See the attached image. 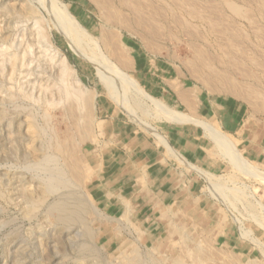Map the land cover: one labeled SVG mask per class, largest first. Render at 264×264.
I'll return each mask as SVG.
<instances>
[{
    "label": "rangeland",
    "instance_id": "1",
    "mask_svg": "<svg viewBox=\"0 0 264 264\" xmlns=\"http://www.w3.org/2000/svg\"><path fill=\"white\" fill-rule=\"evenodd\" d=\"M61 1L97 37L101 52L109 59L119 65L118 51L128 53L132 58L131 67L123 69L130 75L136 56L162 60L176 68L177 73L172 75L177 77L178 85L216 96L220 102L235 100L241 104L243 112L237 130L227 131L221 121L213 119L235 141L243 156L264 168L261 151L264 144L260 140L264 137V0H132L142 8L146 24L138 23L140 16L136 11L122 9L115 1L114 7L120 11L121 19L113 20L119 26H111L106 10L99 9L92 0H47V3L55 7V11ZM7 2L0 0V9ZM230 2L242 11L238 12ZM0 13V264H90L91 260L95 264L94 257L82 251L78 244L85 239L82 227L73 225L69 230L57 224L47 215L45 205L30 211L31 199L46 197L50 201L65 190L45 193L48 173L32 167L43 154L59 155L60 166H64V160L75 165V173L68 175L80 183L70 188L83 193L102 214L99 217L90 211L86 221L94 232L92 245L108 264H174L177 258L186 264H264V252L244 233V230H252L264 244V181L242 174L225 157H217L215 151L212 152L214 142L201 127L202 151L211 160L197 165L218 176L223 186L212 190L204 177L187 170V175H183L187 180L186 195L182 202L169 207L179 216V219L171 218L176 225L171 233L167 232L170 228L164 220L157 222L158 228H153L151 222L130 216L120 225L106 219L105 214L116 215L105 212L89 191L88 183L94 170L87 161V148L99 142L105 121L111 115L156 136L110 97L95 66L76 54L55 28L52 11L42 9L39 14L41 29L47 34L50 30L49 40L38 37V27L33 20L17 19L4 11ZM150 21L153 26L159 24L156 39L149 35ZM123 24L132 25L134 29H126ZM105 29L109 32L108 39L102 34ZM15 52L25 55L11 75L10 56ZM62 55L72 65V74L67 73V77L61 70ZM234 86L238 87L240 95L233 96L231 88ZM65 88L75 94L67 96L63 92ZM83 89L96 93L92 106L78 103L76 94L84 92ZM130 95L124 96V101L159 131V126L166 121L146 114ZM38 129L42 131L39 137L35 135ZM58 141L66 144L69 151L72 148L69 158L54 153L53 145Z\"/></svg>",
    "mask_w": 264,
    "mask_h": 264
},
{
    "label": "crops",
    "instance_id": "2",
    "mask_svg": "<svg viewBox=\"0 0 264 264\" xmlns=\"http://www.w3.org/2000/svg\"><path fill=\"white\" fill-rule=\"evenodd\" d=\"M174 73H177L176 68L168 66L167 62L141 55L136 56L132 71L146 91L176 106L174 108L208 120L216 118L227 131L237 130L243 112L241 104L235 100L220 102L216 96L178 85ZM184 97L192 99L195 106H190L191 101L187 102ZM105 122L99 142L92 143L86 150L87 161L94 170L88 183L89 191L105 212L116 217L100 211L115 219L109 221L118 225L126 216L141 222L149 221L153 228H158L157 222L164 220L170 228L167 232H173L176 225L171 218L179 219V216L169 207L182 202L186 195L187 180L183 175H187V170L199 174L197 164L211 160L202 151L203 131L200 126L166 121L158 128L164 134L166 144L142 132L133 123L113 115ZM260 140L264 144V137ZM261 148L264 153V146Z\"/></svg>",
    "mask_w": 264,
    "mask_h": 264
},
{
    "label": "bare ground",
    "instance_id": "3",
    "mask_svg": "<svg viewBox=\"0 0 264 264\" xmlns=\"http://www.w3.org/2000/svg\"><path fill=\"white\" fill-rule=\"evenodd\" d=\"M7 1L8 2L2 6V9H0V12L1 11H4L6 14L8 13L12 17L17 18V19H23L24 18L25 20H33L34 21V24L37 25V27H38V32H36V33H38V37H42L45 40L46 39L49 40L48 37L50 36V34H49L50 33V30L48 29V34H47V33L44 32L45 30L41 29L39 14L42 11V9H45L48 12L52 11L55 14V18H56V21L53 24V25H55V28L65 37V39L68 41L70 47L72 48V50L76 54H78L79 56L87 59L92 65L95 66V68L97 70V75L99 76L100 80L102 81V83H103L106 91L110 95V97L115 102H117L122 108L126 109V111L132 117H134L135 120L138 121V123L141 126L145 127V129L147 131H149L150 133H152L153 135H155L159 140H161V141H163L164 143L167 144L166 139H165V136L162 135L160 133V131H158L157 128L154 125H150V123L148 121H146L141 116H139L136 113L137 110H134V108L132 107V105H130V103L127 104V102L124 101V99H125L124 96H126L128 98V95L131 94L133 96V98H135L137 100L138 104L143 107V109L145 110V113L148 114V115H152L155 118H158V119L159 118H162L165 121L172 122V123H193V124L199 125L200 127L203 128V130L205 131V133L208 134V137L214 142L213 150L215 151L214 154L217 155V157H222V158L225 157L230 162V164H232L242 174H244V175H246L248 177L254 178V179H259V180H263L264 181V168H260L258 165L254 164L253 162L249 161L245 156H243L241 154V152L236 148L235 141L231 137H229V135L226 132H224L223 130H221L219 128V126L216 125V123H215L214 120L211 121V120L205 119L203 117L193 116V115H191L189 113H186L184 111L175 109V108H173L171 106H168L161 99H159L157 97H154L151 94H149L144 89V87L140 84V82L134 76L130 75L129 73H127L124 70V69H126V70L129 69L130 70V67H131V61L130 60L132 58L129 57V55H128L127 52L118 51L117 54H118L119 57L118 56L117 57L120 60L119 65L117 63L113 62L111 59H109V57H107L106 55H104L101 52V46L99 45L100 43H99V40L97 39V37H95L76 18V16L71 12V10H69L67 8L65 2L61 1L59 3L58 8L56 7V10L54 11V8L55 7H53L51 4L49 5L47 3V0H7ZM48 1L50 2L52 0H48ZM92 1L99 7V9H102V10L105 9L106 10V12H107V22L109 21L108 23H110L111 26L112 25L113 26H119L116 23V21L113 20V18L116 17V18H118V20L121 19V17L120 18L118 17L120 11L118 9H116V7H114L116 5L114 3L115 1H118V3H120L121 6H123L122 9H127L128 8L130 10H134L133 12L136 11L137 14L140 16L138 18L139 19L138 23H140L142 21H144V22L146 21L145 20V17L146 16L145 15H144L145 17L143 16L142 8H140V5L136 6L135 4H137V3L133 4L132 3V0H112L113 3L111 2V0H92ZM184 2H186V1H184ZM234 4L235 3H233V4H231V2L229 3L230 6H232V5L234 6ZM130 6H131V8H130ZM147 6H149V5H147ZM237 6H238V4H237ZM124 7H126V8H124ZM234 7H236V4H235ZM113 8H115V9L113 10ZM180 8H181V6H180ZM239 8H237V9H239ZM240 10L241 9H239L238 12H240ZM57 12H59V13H57ZM231 12H233V11H231ZM144 14H145V12H144ZM241 16L242 15H240V17ZM57 19H58V22H57ZM2 20H4V19H2ZM150 22H152V21H150ZM134 23H131L130 22V24H132V25H134ZM157 23H159V22H157ZM145 24H146V22H145ZM132 25L123 24L124 28L129 29V30H131L132 28L134 29V26H132ZM143 27L144 26H142V28ZM156 27H159V24H158V26H153V22H152V24L150 26V28H151L150 34L148 33L152 37H154L155 36V33H157V31H158V30H156ZM106 30L107 29H105V30L102 31V34L105 37L109 34V32L106 33L107 32ZM146 31L148 32L147 29H146ZM153 33H154V35H153ZM243 33H245V32H243ZM112 34L115 35L114 33H112ZM157 35H158V33H157ZM246 35H248V34H246ZM3 37H5V36H3ZM106 39H108V37H106ZM101 43H103V42H101ZM197 47H198V45H197ZM117 48H119V46H117ZM199 49H201L200 46H199ZM201 53H202V51L199 54H201ZM23 55H25V54H19V53L15 52V53H13L10 56V60L12 62L11 67H10L11 68V75L13 74V72L15 71V69L18 67L19 62L21 60H23ZM203 55L204 54H202V56ZM200 59H202V58H200ZM202 61L205 62V60H202ZM60 63H61V66H62L61 67V70H63V76H66L67 77V73L71 75L72 74V72H71L72 70L70 69V66H72V65L69 64V62L67 61V58L65 57V55H62L61 56ZM202 64L205 65V63H202ZM211 65H213V64H211ZM123 66H125L126 68L123 67ZM206 66H207V61H206ZM213 70H214V68H213ZM225 73H227V72H225ZM212 75H214V74H212ZM229 75H230V73H229ZM75 76L76 75H74V77ZM223 77H224V75H223ZM76 78H77V76H76ZM223 79H225V78H223ZM76 80H78V79H76ZM219 80H220V78H219ZM209 81H210V79H209ZM76 82L79 83V81H76ZM79 85H80V83H79ZM82 86H83V84H82ZM235 86L231 88V91H233V94H235L233 96L240 95L241 93L239 92L238 87H235ZM79 89H80V87H79ZM80 90H82V89H80ZM75 91H77V90H75ZM63 92L67 96H70V95L75 94V93H72V90L70 88H65V90ZM79 93L80 94H78V95L76 94V96L78 98V101H79L78 103L84 102V103H87V104H89V103L91 104L93 102V100H94V97L96 96V93L95 92L88 91V90L87 91L84 90V92H81L80 91ZM182 95L184 96V94H182ZM75 99H76V97H75ZM185 99L187 100V102L188 101L189 102L191 101V103H189L190 106L191 105H194V102L192 101V99H189V98H185ZM136 100H134V101H136ZM247 100H248V98H247ZM73 105L75 106V104H73ZM76 106H77V104H76ZM91 106H92V104H91ZM88 114H90V113H88ZM46 115H48V113ZM82 117H83V115H82ZM49 120H50V118H49ZM35 123H36V121H35ZM35 135L37 137L41 136L42 135V131L40 129H38L35 132ZM48 139H50V137ZM53 146L55 148L54 153L64 154V155H67L66 157L69 158V152L71 151L72 148H70V151H69L68 146H66V144L61 143L59 141L57 143H55ZM40 151H42V150H40ZM58 159H60V158H59V155H57V154L56 155H54V154H43L40 159H38L35 163H33V165L31 164L32 167L35 168L36 170H43V171H45V172L48 173V178L45 181L43 180L44 181V185L46 186L45 187V193H55V192H57V190H60L61 188H64L65 190L63 192H61L60 194H57V196L53 197V199L50 200V201L47 200L46 197H43V198L40 197L38 199H31L30 200V202H31L30 211L33 212V211H35L37 209V207L39 208L40 205H45L44 207H45V210L47 211L46 213H48L47 215L51 216L53 218V220L57 224H59V225H61L63 227H67V229H69V230L73 227V225H79L80 227H82V229H83V236H85V239L83 237H81V238H83V241L78 243V244H80L79 246L81 247L82 251H84V252L86 251V252L90 253L89 256L92 255L94 257L95 264H108V263H106L103 260V258H100V256H98L99 250H97V248L94 245H92V243H91L92 240L91 239L94 236V232H93V230H91V228L89 227V225L87 224V221H86V216H87V214L90 211L98 214L99 217L102 214L99 213V210H98L97 207H95V206H93V205H91L89 203V199L83 193L81 194V192L78 191L75 188H70V187L73 186V184H76L77 182H79V180H77L76 178L69 177V175H68L71 172L72 173H75V171H76L74 169L75 168V165L70 164V163L69 164L68 163H65V160H64V163H63L64 166H60L59 163H58ZM72 160L76 161L77 159L76 160L75 159H72ZM66 162H67V160H66ZM74 164H75V162H74ZM187 164H188L189 167H194L195 168V166L191 165L190 163H187ZM77 167H79V165ZM197 172H199V174L206 179L209 188H211L212 190H218L219 187L223 186V184L219 181L218 176L214 175L212 172L206 170L205 168L198 167ZM237 188L239 189V187H237ZM260 205H261V203H260ZM24 207H25V205H24ZM25 209H26V207H25ZM24 211H26V210H24ZM103 217H104V215H103ZM106 219H108V220L109 219L110 220H115V219L110 218L109 216H106ZM254 220H256V219H254ZM258 221H260V220H258ZM261 223H263V221ZM243 229H242V231H243ZM75 233H76V231H75ZM244 233H245V237H247V239H250V241L253 244H255L256 247L260 248V250H262L264 252V244H263V242H261V240L259 238H257L256 236H254L252 230L251 231H250V229L249 230H246V231L244 230ZM74 235L76 236V234H74ZM87 239H90V241L87 240ZM82 251H80V253ZM97 252H98V254H97ZM134 258H136V257H134ZM181 260H182L181 258H177L175 260L174 264H181ZM135 261H139V259L138 260H135ZM89 263L90 264H94V261L92 263V260H91V262H89ZM182 263L183 264H186L183 260H182ZM135 264H139V262H137Z\"/></svg>",
    "mask_w": 264,
    "mask_h": 264
}]
</instances>
